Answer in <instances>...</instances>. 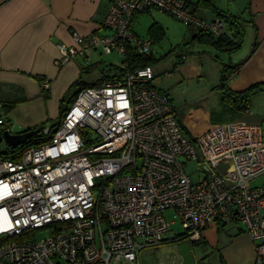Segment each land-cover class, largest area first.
Here are the masks:
<instances>
[{"label":"built area","instance_id":"built-area-1","mask_svg":"<svg viewBox=\"0 0 264 264\" xmlns=\"http://www.w3.org/2000/svg\"><path fill=\"white\" fill-rule=\"evenodd\" d=\"M109 6L103 28L111 33H74L55 65L100 51L125 56L123 71L80 90L58 125L45 124L35 136L47 144L19 160L1 155L0 264H141L143 247L177 239L175 220L193 243L211 225L238 223L257 243L256 264H264V184L252 186L264 175L261 129L231 122L187 138L170 97L151 85L153 66H125L128 49L152 55L153 41L133 29L142 13L157 9L214 35L224 23L200 19L185 0ZM196 160L205 174L197 182L185 171ZM41 230L50 236L39 241Z\"/></svg>","mask_w":264,"mask_h":264},{"label":"crops","instance_id":"crops-1","mask_svg":"<svg viewBox=\"0 0 264 264\" xmlns=\"http://www.w3.org/2000/svg\"><path fill=\"white\" fill-rule=\"evenodd\" d=\"M110 2L0 0L1 128L13 133H24L49 122L54 125V120L59 121L60 102L71 86L78 81H85L83 71L104 63V60L99 59L102 53L94 51L88 56L71 60L65 66L56 67L60 46L74 45V33L80 36L109 34L110 31L103 28V22ZM194 6L196 8V4ZM244 8L243 13L246 15L240 13L244 24L243 44L248 39L249 43L245 52L235 60L236 63L231 64L237 66L242 63L227 83V89L234 93L244 92L254 85L264 86V0H245ZM196 13L200 19L208 22L220 19V15L208 7L202 11L198 8ZM227 30L229 32V26ZM40 78L44 82L49 81L50 88L47 91L43 89L44 82H40ZM217 97L223 100L220 89ZM11 104L14 108L8 111L6 105ZM249 109L241 112L229 108L238 114L231 122L259 127L262 132L264 92L254 95ZM186 116L181 118L178 115V119L180 124L188 126L190 124L187 119L191 115ZM213 126L216 125L192 124L190 128L194 134H198ZM256 246L257 243L238 223L223 227L211 225L203 232V240L199 244L187 239L167 243L159 248L143 247L140 259L144 250L155 249L156 261L153 264H256Z\"/></svg>","mask_w":264,"mask_h":264},{"label":"rangeland","instance_id":"rangeland-1","mask_svg":"<svg viewBox=\"0 0 264 264\" xmlns=\"http://www.w3.org/2000/svg\"><path fill=\"white\" fill-rule=\"evenodd\" d=\"M188 1L199 5V11L206 8L203 2L205 0ZM214 1H216L217 7L221 12L246 15V13H243L245 11V0ZM155 22L163 28V35L156 28H152ZM133 27L141 40L153 41L151 48L153 60L151 65L155 70L156 77L152 82L154 87L171 97L179 117L185 116L187 118V114L191 115L190 120L187 119V123L190 125L187 124L188 126H185L183 124V133L187 138H190L189 135L194 134L190 128L192 124L212 126L221 123H231L232 120L237 118L238 114L228 110L227 104L217 96L218 90L221 89L220 80L224 65L236 63L235 60L238 59V56L245 52L249 39L246 40L245 45L243 44L238 52L227 54L207 44L202 45L194 42L192 40L193 30H189L182 21L176 20L168 13L157 9H153L151 13L139 15ZM99 56V59L104 60L102 66L97 68L94 66L83 71V80L88 81V83H95L97 79L99 80L101 74L103 77L104 70H112L113 67H124L125 56L115 53L112 55L100 54ZM113 73L114 71L108 74L112 75ZM56 121L54 120L55 124L57 123ZM261 128L264 136V122ZM92 139H96L94 134ZM4 147H6V144L1 143L0 150ZM221 168L225 167L221 166ZM200 169L201 166L198 160L190 161L185 165L186 173L195 182L205 175ZM263 184L264 175L252 181L253 187L262 186ZM165 217L170 223L174 221L171 211L166 212ZM172 230L176 234H182V224L175 220ZM49 236L50 233L47 230H41L36 233V239L39 241ZM155 252V249L144 250L141 254V259L139 257L141 264L155 263Z\"/></svg>","mask_w":264,"mask_h":264},{"label":"trees","instance_id":"trees-1","mask_svg":"<svg viewBox=\"0 0 264 264\" xmlns=\"http://www.w3.org/2000/svg\"><path fill=\"white\" fill-rule=\"evenodd\" d=\"M186 2L191 4V7L194 8L195 14L196 9L199 8V5L196 4V8L194 6V3L185 0ZM201 2V1H200ZM206 7L213 9V12H216L220 15V21H222L225 25L224 33L222 35H214L210 32L206 31H200L192 26L187 27L189 30H193V36L192 40L196 43L200 44H207L211 46L212 48L224 52V53H235L240 50V47L243 45L244 42V24L242 21L241 15H231L230 13H223L219 10L217 7V3L214 0H205L203 1ZM201 4V3H200ZM198 15V14H197ZM139 16V15H138ZM138 16H136L134 22L137 20ZM227 26H229V32L227 30ZM153 29H157L158 32L160 31L162 35L164 34L163 28L160 27L159 24L156 22L152 26ZM152 55L150 56H139L136 53H134L131 49H128L127 52V61L125 60V66H127V70L131 71L134 69H142L145 66H152ZM242 63L240 65L234 66V65H224V68L221 72L222 78H221V93L223 102L227 104V107L238 110V111H249L250 103L252 98L255 94H258L260 92H264V86L262 85H254L252 88L241 92V93H234L230 91V89H227V83L229 79H231L237 72V70L241 67ZM119 73L120 71H123L122 68L113 67L112 70H104L103 71V77L101 80L96 81L95 83H88L86 81H78L74 83L68 94L63 98V100L60 102V114H59V121L54 124L52 127H56L60 120H62L65 112L69 109L70 105L74 102L75 98L77 97L80 90L86 87H95V85H100L104 80L107 79V75L109 72ZM40 82L42 79H39ZM153 82V81H152ZM151 82V85L153 86V83ZM170 97V96H169ZM171 99V98H170ZM172 100V99H171ZM173 102V100H172ZM7 110L11 111L14 108V105H6ZM180 123V121H179ZM183 125V124H182ZM39 126V127H43ZM6 129V128H4ZM49 142L48 137H33L30 141H28L25 145L19 146V147H13L12 149L8 150V153L4 156L8 159H14L19 160L22 156V153L25 152V150L29 147H37L39 145H44ZM3 157V156H1ZM0 157V158H1ZM183 234H178L177 239L175 241H182L185 240V238H182ZM175 241L173 243H175ZM200 241L199 243H201ZM196 243V244H199Z\"/></svg>","mask_w":264,"mask_h":264},{"label":"water","instance_id":"water-1","mask_svg":"<svg viewBox=\"0 0 264 264\" xmlns=\"http://www.w3.org/2000/svg\"><path fill=\"white\" fill-rule=\"evenodd\" d=\"M42 131V127H37L36 129L26 130L24 133H13L8 129L0 127V144L5 143L6 149L0 150L1 155H6L9 149L13 147H19L25 145L33 137L37 136Z\"/></svg>","mask_w":264,"mask_h":264},{"label":"flooded vegetation","instance_id":"flooded-vegetation-1","mask_svg":"<svg viewBox=\"0 0 264 264\" xmlns=\"http://www.w3.org/2000/svg\"><path fill=\"white\" fill-rule=\"evenodd\" d=\"M5 148V147H4Z\"/></svg>","mask_w":264,"mask_h":264}]
</instances>
